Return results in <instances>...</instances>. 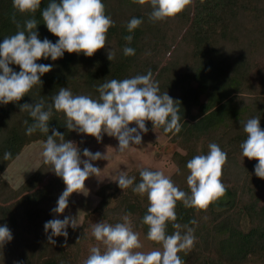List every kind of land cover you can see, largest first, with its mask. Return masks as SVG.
<instances>
[{
    "label": "trees",
    "instance_id": "trees-1",
    "mask_svg": "<svg viewBox=\"0 0 264 264\" xmlns=\"http://www.w3.org/2000/svg\"><path fill=\"white\" fill-rule=\"evenodd\" d=\"M49 3L41 0L34 17L16 13V19L23 25L24 20L35 18L39 38L56 43L58 37L47 30L41 16ZM103 3L115 22L104 49L92 57L65 52L56 61L41 58L38 64L52 65V70L41 76L42 85L35 86L18 103L0 104V225H7L13 235L0 248V264H81L79 242L85 235L83 228L69 226L66 239L52 237L56 243H49L51 230L45 233L44 224L55 219L57 214L52 209L65 185L47 165L42 164L18 188L4 177L27 144L46 140L39 131L25 134L28 125L24 121L29 125L33 121L27 112H20V105L35 104L41 98L50 104L60 88L95 98L99 95L97 87L105 80L144 75L148 70L159 82L161 93L167 91L180 101L182 130L175 136L165 134L185 151L173 153L179 169L170 176L174 183L189 191L187 161L207 154L209 143H217L228 156L222 176L227 186L224 197L207 210L177 203V222L193 227L196 236L194 248L179 255L185 264H264V205L259 193L264 179L255 175L258 161L244 158L240 149L246 139L242 122L259 116L264 129V81L257 78L264 74V0H193L181 14L162 22L149 20L152 9L148 4L141 6L132 0ZM13 12L12 0H0V43L17 31L11 19ZM133 17L143 23L129 33L126 24ZM127 35L133 36L130 44L124 40ZM125 46L135 49V55L125 56ZM110 49L116 53L112 62L107 59ZM10 67L20 71L18 65ZM146 127L152 129V123L147 121ZM53 129L66 141L76 143L81 155L94 139L69 131L62 113L54 112L48 135ZM5 152L12 153L11 160L3 159ZM135 177L138 183L140 178ZM97 194L100 200L93 211L108 219L130 212L135 225L147 233V226L141 223L147 211L146 197L134 194L131 188L123 193L114 181L101 186ZM113 200L116 203L112 207ZM192 220L197 223L191 224ZM244 223L250 227L246 229ZM173 231L169 224L168 234Z\"/></svg>",
    "mask_w": 264,
    "mask_h": 264
},
{
    "label": "clouds",
    "instance_id": "clouds-1",
    "mask_svg": "<svg viewBox=\"0 0 264 264\" xmlns=\"http://www.w3.org/2000/svg\"><path fill=\"white\" fill-rule=\"evenodd\" d=\"M132 3L150 5L149 20L162 22L181 14L193 0H132ZM12 7L11 19L17 31L0 43V104L3 105L18 103L35 86L42 85L41 76L50 72L52 65L38 64V60L50 57L56 61L65 52L92 57L107 46V34L115 26L112 17L106 13L103 0H50L41 16L47 30L58 37L53 43L47 38H39L36 31L39 22L35 18L24 20L23 25L16 19V13L34 17L41 8V0H12ZM142 23L140 18H131L126 24L127 31L132 33ZM124 40L130 44L133 36L127 35ZM123 54L133 56L135 49L125 46ZM115 58V51L110 49L107 59L112 62ZM13 64L19 66V72L10 67ZM96 90L99 95L94 98L85 94L74 95L69 88H60L51 97L50 104L46 105L41 98L35 104L20 105V112H27L33 121L30 125L28 120L24 121L28 125L25 134L39 131L46 135V140L41 142L42 163L65 185L53 213L63 214L73 193L88 195L85 181L91 176L99 178L102 171L91 161L108 160L107 153H92L87 148L83 150L86 159H82L76 143L66 141L64 135L55 129L48 135L49 121L54 112L64 115L69 131L92 136L97 142L102 141L103 134L116 138L118 149L115 151L118 154L142 143V133L148 132L147 121L152 123L153 130L162 129L164 134L175 136L182 130L180 101L171 98L167 91L161 93L159 82L154 80L151 70L131 78L105 80ZM242 123L246 139L240 144L241 154L244 158L258 161L255 175L264 179V129L260 127V117ZM131 124L136 127H129ZM3 159L11 160L12 153L5 152ZM227 162V153L217 143H209L207 154L195 155L187 161L189 191L181 190L161 170L140 169L138 183L128 171H117L111 180L118 183L123 193L131 188L134 194L146 197L147 211L141 223L148 229L146 239L160 247L142 250L144 244L140 233L134 231L129 212L115 224L104 220L91 224L90 234L96 243L90 247L83 264H185L179 254L186 255L194 248L196 236L193 227L177 222V203L182 202L185 208L207 210L224 197L227 186L222 176ZM190 223L195 225L197 222L192 220ZM169 224L174 229L172 234H168ZM79 225V216H66L63 220L47 221L44 231L48 233L51 230L48 241L55 244L52 237L63 236L66 239V229L69 226L76 229ZM12 239L8 226L0 225V248Z\"/></svg>",
    "mask_w": 264,
    "mask_h": 264
},
{
    "label": "rangeland",
    "instance_id": "rangeland-1",
    "mask_svg": "<svg viewBox=\"0 0 264 264\" xmlns=\"http://www.w3.org/2000/svg\"><path fill=\"white\" fill-rule=\"evenodd\" d=\"M261 72L260 70L258 71ZM258 73V74H259ZM257 74V75H258ZM260 82L264 81V74L257 77ZM129 127H136L135 124ZM42 140L34 141L27 144L18 157L8 166L4 172V177L12 184L13 187H20L39 167H41L42 158L40 156ZM87 149L92 153L101 152L108 154V160L91 161L93 166L100 168L102 171L99 178L91 176L85 181V188L88 190V195L83 193H73L69 197L68 207L63 214H57L55 219L63 220L66 216L76 217L79 216V228H83L85 235L80 239V257L79 261H83L89 255V249L96 241L90 234V226L94 223L102 222L103 220L115 224L120 222L121 217L124 215L119 214L117 218L108 219L102 216L100 212L93 211L97 206L100 196L97 190L108 183L111 177L117 171H128L129 175L139 176V170L142 168H149L150 170H161L166 175L171 176L176 172L177 166L172 156L175 151L185 153L177 144L173 143L168 136H166L159 129H149L148 132L142 133V143L133 146L130 150L123 154H118L115 150L118 149V140L114 137H109L103 134L101 142H97L94 138L89 142ZM82 159H86L81 155ZM243 160V158H241ZM261 204L264 205V186L260 190ZM115 200L110 204L112 207L115 205ZM89 214V215H88ZM133 222L134 231L140 233V239L144 244L143 251H150L158 249L160 245L150 242L146 239L147 233L138 228L135 220L131 217ZM112 220V221H111ZM114 220H117L114 222ZM82 224L85 226L81 227ZM247 229L250 227L249 223H244Z\"/></svg>",
    "mask_w": 264,
    "mask_h": 264
}]
</instances>
